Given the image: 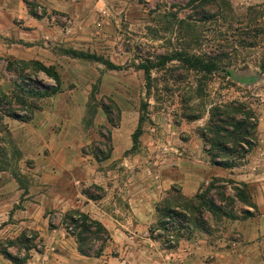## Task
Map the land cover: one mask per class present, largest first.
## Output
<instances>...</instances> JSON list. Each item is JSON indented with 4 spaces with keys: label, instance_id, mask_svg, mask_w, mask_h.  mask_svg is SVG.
I'll use <instances>...</instances> for the list:
<instances>
[{
    "label": "rangeland",
    "instance_id": "1",
    "mask_svg": "<svg viewBox=\"0 0 264 264\" xmlns=\"http://www.w3.org/2000/svg\"><path fill=\"white\" fill-rule=\"evenodd\" d=\"M64 49L101 55L122 69L70 58ZM181 52L221 58V68L206 75L179 61L166 62ZM22 61L54 67L60 91L39 99L25 94L20 85L36 90L56 85ZM17 96L25 105L17 104ZM0 100V248L24 258L26 251L8 242L26 234L34 246L26 264L122 263L116 250L83 256L70 232L74 225L65 218L93 200L86 193L94 199L104 194L86 185L79 163L107 155L115 144L131 146L115 161L136 164L123 165L129 178L150 180L154 190L162 188V180H208L197 194L213 183L210 195L235 216L218 219L202 210L200 217L187 207L197 194L184 196L175 185L157 205L158 224L148 237L155 239L163 210H179L185 225L174 235L178 243L193 244L187 253L206 243L214 254L222 250L233 257L248 243L250 227L264 223V207L252 196L264 182V0H0ZM235 102L256 113L257 145L246 161L224 169L206 153L202 132L214 108ZM89 103L96 115L88 127L83 119ZM114 105L120 113L110 123L103 106ZM141 117L143 135L134 147ZM110 134L115 142H109ZM71 158L78 162L76 172L60 179V165ZM243 192L250 203L242 201ZM164 238H157L162 249ZM99 246L93 243L95 251ZM256 253L264 256L263 249ZM0 264L14 263L4 257Z\"/></svg>",
    "mask_w": 264,
    "mask_h": 264
},
{
    "label": "crops",
    "instance_id": "2",
    "mask_svg": "<svg viewBox=\"0 0 264 264\" xmlns=\"http://www.w3.org/2000/svg\"><path fill=\"white\" fill-rule=\"evenodd\" d=\"M115 142V136L112 137ZM113 147V146H112ZM115 144L111 157L105 161H89L79 163L86 185L104 190L102 196L93 200H86L79 206L82 213L88 214L92 219L99 221L109 233L106 244V253L116 250L120 254L121 264H261L264 256L257 249L264 251V223L252 225L248 231V243L233 257L225 251L215 253L209 250L205 243L200 250H191L190 242H179L178 246L168 250L160 243L159 239L148 237L151 227L158 224L157 205L162 203L175 185L181 187L184 196L192 197L199 191L204 182L208 180H162V188L154 190L150 180H137V176L128 177L126 167H136V164L124 160L117 163L121 154L127 149ZM115 162L117 167H110ZM142 171L141 166L137 165ZM78 162L74 159L64 161L60 165V179L66 174H74ZM258 194H253L255 203L259 208L264 207V182L258 183ZM252 210V209H251ZM250 210V211H251ZM260 233V234H258ZM261 235L262 241L258 240ZM260 241V242H258ZM203 243V242H202ZM186 250V251H185ZM103 252V253H104ZM215 255L212 262L206 261L204 255ZM114 258L112 257V260ZM4 260L0 253V263ZM116 264L115 261L111 262Z\"/></svg>",
    "mask_w": 264,
    "mask_h": 264
},
{
    "label": "trees",
    "instance_id": "3",
    "mask_svg": "<svg viewBox=\"0 0 264 264\" xmlns=\"http://www.w3.org/2000/svg\"><path fill=\"white\" fill-rule=\"evenodd\" d=\"M197 1V0H195ZM210 18V17H209ZM64 55L73 58L80 59L89 62H101L106 66L108 70H121L120 66L115 65L109 60H106L101 55L91 54L74 49L62 50ZM166 62L179 61L189 71L202 73L206 75H212L221 68V58H206L203 56L189 54V53H176L173 56L165 57ZM19 63V62H18ZM21 64L32 65L38 72L44 73L47 77L54 80L56 87L47 90H36L33 87L29 89L24 85H20L19 88L25 92L29 97L34 98H46L57 94L62 87V80L58 71L54 67H49L38 61L20 62ZM13 62L11 65L13 66ZM142 69L145 72L147 80H151V68L149 66H143ZM24 79V78H23ZM26 79H24L25 81ZM94 95L92 96V100ZM20 100L17 104L25 105V100L21 96H17ZM1 102V100H0ZM104 112L108 116V121L113 123L112 115L115 111L120 113V110L114 105V108L109 106H103ZM10 113V112H9ZM14 118L28 122L31 118L20 117L12 114ZM96 115V109L91 103L88 104L86 117L83 122L86 126L93 125V118ZM189 119L197 120L198 116H191ZM145 118L141 117L138 123V127L132 136L134 147H136L143 135V127ZM259 127V119L256 113L246 104L241 102L230 103L223 106L214 108L211 112V119L208 128L202 132V137L206 142L208 148L205 149L206 153L210 156L212 162L224 169H233L239 165L241 161H246L248 156L253 152L257 145V134ZM109 142L112 141V135H109ZM113 147L111 146L107 155L98 157L95 155L97 161H105L111 157ZM101 153V152H100ZM213 187V183H209L207 187L202 189L193 199L187 200V207L193 208V211L201 217L202 210H206L211 213L215 218L226 217L229 219H235L232 213L226 212L220 205L216 203L213 197L210 195ZM94 199V196L89 195ZM242 201L250 203L248 196L243 192L241 193ZM167 209L163 210V218L169 213ZM66 220L69 221L66 225H74L70 232L74 235L78 244V250L83 256L87 257H101L108 240L110 239L109 233L105 227L97 220L92 219L88 214L80 211H70L66 214ZM162 224V223H161ZM32 238H28L26 234H22L15 240L8 242L9 247H15L16 249H24L26 255L24 258L18 255L12 254L7 247H1L0 252L2 255L14 264H26L31 258V251L33 249ZM98 242L100 246L97 251L93 249V243Z\"/></svg>",
    "mask_w": 264,
    "mask_h": 264
},
{
    "label": "built area",
    "instance_id": "4",
    "mask_svg": "<svg viewBox=\"0 0 264 264\" xmlns=\"http://www.w3.org/2000/svg\"><path fill=\"white\" fill-rule=\"evenodd\" d=\"M179 210H172L168 216L164 218L162 221V225L152 233L153 237L159 238L165 236V244L164 247L168 250H172L178 245V241H176L175 232H180V229H183V225H185L184 221L181 219L180 214H178ZM184 216L188 217L189 215L184 212Z\"/></svg>",
    "mask_w": 264,
    "mask_h": 264
}]
</instances>
